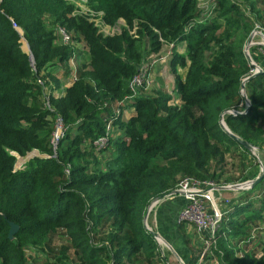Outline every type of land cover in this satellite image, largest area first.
Wrapping results in <instances>:
<instances>
[{
	"label": "trees",
	"instance_id": "16d2710c",
	"mask_svg": "<svg viewBox=\"0 0 264 264\" xmlns=\"http://www.w3.org/2000/svg\"><path fill=\"white\" fill-rule=\"evenodd\" d=\"M215 2L207 17L199 0H88L107 25L124 20L119 32L105 34L72 0H0V264H30L28 249L47 254L46 264H161L158 240L144 225L152 198L174 191L184 176L218 184L257 176L260 166L247 163L252 149L225 131L220 118L224 113L233 133L264 149V66L246 83L248 109L241 93L254 68L244 48L261 12L258 0ZM57 24L86 46L79 56L88 59L77 58V79L60 97L51 95L50 110L38 78L58 84L51 68L69 75L78 51L56 42ZM171 43L179 102L159 91L117 106L131 95L129 82L142 62ZM127 109L133 114L125 119ZM57 114L67 131L55 154ZM110 119L115 130L102 161L92 142L105 134ZM33 150L46 156L15 170L13 152L26 156ZM228 158H238L232 168L239 176L226 177ZM244 191L219 228L223 236L213 252L220 264H264L251 246L264 222V177ZM10 222L18 225L13 238ZM184 224L178 226L185 236ZM59 235L70 246L54 249ZM185 239L193 254L186 263L197 264L201 252Z\"/></svg>",
	"mask_w": 264,
	"mask_h": 264
},
{
	"label": "built area",
	"instance_id": "2783aa9c",
	"mask_svg": "<svg viewBox=\"0 0 264 264\" xmlns=\"http://www.w3.org/2000/svg\"><path fill=\"white\" fill-rule=\"evenodd\" d=\"M72 1H74L78 7L77 12L80 14L88 15L90 17V20L94 22L96 26H98L101 32H104L105 34L116 33L105 32L103 30V28H112L113 26L107 25L104 22V20L102 19V13H96L88 6V0ZM215 3V0H199L198 6L201 10H203V15L208 17L209 15H211L213 8L215 7ZM211 4H213V6H211ZM12 23L13 26L17 30H19L22 38H24L23 30L21 29V27L14 20H12ZM254 34H260L264 38V26L256 24ZM55 35L57 37L56 42L58 44L71 45L77 50H79L80 48L82 50H86V46L83 43L76 42L73 39L72 33L63 25L57 24L55 26ZM256 44L257 43L253 42L252 46ZM173 51L174 44L171 43L167 45L162 52L142 62L139 72L129 82V88L132 91L131 95L126 97L123 101L119 102L117 106L120 104H125L126 101H132L141 94H146V90H148L152 85V80L150 77L151 68L159 62H166L167 60H170ZM27 52L30 53L29 49ZM78 57L79 52L75 51L69 62L70 68L72 70L73 82L77 79ZM256 71L257 69L254 67L252 69V73ZM38 83L41 84L44 89L43 101L45 103V106L50 110H54L50 101L51 95L55 96V91L52 92L54 86L51 79L38 78ZM115 112L116 114H120L118 108L115 109ZM114 130L115 127L113 124V120L110 119L107 121L105 134L101 135L92 142V145L97 152H106L105 150L109 147L110 139L114 134ZM66 131L67 126L63 117L60 114H57L54 118L53 132L51 136V144L53 146L55 154L60 141L65 137ZM13 154L16 156L15 170L24 169L27 162L35 156H46L38 150H33L26 156H21L15 152H13ZM263 168L264 165H261L260 170ZM66 172H70L69 168L66 169ZM227 185L231 184H218L208 179L203 180L193 176H184L179 181L176 189L174 190V193L170 196L174 197V195H180L186 198V203L181 209L178 219L179 223L190 224L193 226L195 238L197 239L199 245L203 247L201 260L204 255L211 254L213 252V249H215V247L217 246L219 238L218 232L221 222L224 215L232 206V200L225 199L222 195V192L225 189H228L225 187ZM253 237H255V234L253 235Z\"/></svg>",
	"mask_w": 264,
	"mask_h": 264
},
{
	"label": "rangeland",
	"instance_id": "374dc122",
	"mask_svg": "<svg viewBox=\"0 0 264 264\" xmlns=\"http://www.w3.org/2000/svg\"><path fill=\"white\" fill-rule=\"evenodd\" d=\"M256 8L259 12H261V17L264 18V0H258ZM124 24L125 23L122 20L119 22L118 25L113 26L112 28L106 27V28H103V30L105 32H118L121 29L122 25H124ZM257 24L260 26H264V19L262 21L260 20V22H258ZM254 29H255V27H254ZM254 29H253V31H254ZM253 31H252L250 36L252 37L253 42L257 43V44L254 45L255 47L251 46V47H253V48H250L251 55H252L253 50H257V47H260V48L263 47V48H261V50H264V38L260 34H256V35L254 34L253 35ZM22 48L24 51H28V44H27V41L25 40V38H22ZM185 49H186L185 43L179 44L178 50L180 52L183 53L185 51ZM244 50H245V48H244ZM80 59L82 60V56H80ZM164 66L165 65L158 63L151 68L150 77L152 80V85L148 90H146V95H156L159 91L167 92L170 94L172 93L174 98H175V102H179L178 96L173 93L174 92V77H175V75L169 66H167V68ZM251 66L254 67L252 64H251ZM51 70L54 73L55 68H51ZM154 70H156V71L154 72ZM181 72H183V74H184L185 70H182ZM220 123H222V116L220 118ZM100 153H102V155H101L102 161L106 160V158L108 156V152H106V154L104 152H100ZM227 161H228V167H227L228 173H227L226 177H228V176H234V177L239 176L238 167H236L235 169L232 168L233 163H236V164L238 163V158H237V160H233L231 158H228ZM247 163L249 165H252V166L254 165L253 167H255L256 165H259L260 167H259L258 174H257V175H259L261 165H264V149L261 150L257 147H252V157L248 159ZM251 179H254V178H250V179H246L244 181L242 180V181H238V182H234V183L239 184V183L251 180ZM244 190H247V189H243V190L242 189H235V188L225 189L222 192V195L224 196L225 199L232 200L233 197H235L236 195H238L240 192H242ZM259 191H261V189H259ZM158 196H155L154 198H152L151 202L149 203V205L146 208L145 215L148 213L147 224H148L149 228H151L154 231H157L167 242L166 243L163 238H162L163 240L160 238H159V240L157 239L158 244H159V248L161 251V255H162L161 257L163 259V262L161 264H187L190 262V260L193 257V254L190 253L191 250H189L190 249L189 244L186 243L185 236L187 239L189 238L188 240H190L191 249L197 250L198 252H201V256H202L203 247H201L199 245L197 239L195 238V232L193 230L192 225L184 224V229L186 230L185 236L181 232V230L179 229L177 222L176 223L174 222L175 226L172 228L170 218L168 220H166L167 221L166 225L163 226L162 217H164V216L162 214V210H160V218L158 219V217H157V223H156L155 217L157 216V211L159 210L160 204H162L163 202H166L167 200H170V198H180V195H174V197H168L167 199L162 200L161 203H159V205L156 204L155 206L151 207L154 199H156ZM171 218L174 219L175 217H171ZM178 223H179V219H178ZM258 227H260V228H257V230L255 231L254 241L251 242V246L254 248V250H257V252H258L256 258L262 259L264 256L263 251H261V247L264 245V222ZM176 233H178V234H176ZM179 233H181L182 236ZM60 235L55 237V239L51 245L54 249H55V247H60V246L65 245V244L70 246V243L67 242V240H66L67 238H64ZM222 236L223 235L220 234L219 238ZM219 238H218V242H219ZM234 243L235 242H233L232 244H234ZM48 252H49V256L53 257L54 253L50 252V249ZM73 252H74V250L71 249L70 250L71 256H74ZM27 255L29 257V263L30 264H46V262L48 260L47 254H45L41 251H38L36 249H28ZM197 264H220V263H219L217 257L214 255V252H212L211 254L204 255L202 260L200 257Z\"/></svg>",
	"mask_w": 264,
	"mask_h": 264
},
{
	"label": "crops",
	"instance_id": "0c3cea01",
	"mask_svg": "<svg viewBox=\"0 0 264 264\" xmlns=\"http://www.w3.org/2000/svg\"><path fill=\"white\" fill-rule=\"evenodd\" d=\"M260 15H261V13H260ZM263 19L264 18H261L260 20L262 21ZM260 20L258 22H260ZM261 48L258 47L257 50H254L253 54H254V57H255V59H254L255 62L262 67V66H264V51L261 50ZM85 51L86 50L83 51L80 48L78 50L79 55L81 54L80 52L86 53ZM82 59H83L82 61L85 62L88 59L87 54H85V56ZM80 60L81 59H80V56H79V61ZM159 63L165 65L164 67H166V68H167V66H169V60H167L166 62H159ZM54 68H55L54 74H55L56 79L59 81V83L57 84L56 82L52 81V84H53L54 89H55V90L53 89L52 92L55 91V96H61V95L64 94L66 87H68L73 82L72 72H70L69 75L65 76L64 75V71H63V69L60 66H56ZM155 71L156 70H154V72ZM132 114H133V109H127L125 111V113H124V116H125L124 118L128 119V118H130V116ZM104 153L106 154V152H104ZM109 155H110V153L108 152V156ZM244 192L245 191H242L238 195L233 197L232 198V204L235 201H237L239 198H242L245 195ZM185 203H186V198H184L183 196H180V198H170V200H167L166 202H163L162 204H160L159 210L157 211V216L155 217L156 223H157V217H158V219L160 218V210H162V214L164 216V217H162L163 226L166 225V222H167L166 220H168L169 218H170V222H171L172 228L175 226L176 222H177V225H178L179 213H180L181 209L184 207ZM171 217H175V218L173 219Z\"/></svg>",
	"mask_w": 264,
	"mask_h": 264
},
{
	"label": "water",
	"instance_id": "95a60500",
	"mask_svg": "<svg viewBox=\"0 0 264 264\" xmlns=\"http://www.w3.org/2000/svg\"><path fill=\"white\" fill-rule=\"evenodd\" d=\"M253 35H254V31H253ZM252 43H253V40H252V37L250 36L247 44L245 45V50H244V53L247 57V59L250 61V63L257 69L256 72L252 73L251 75H249L248 77L244 78L243 81H242V85H241V93L242 95L244 96L245 98V101L247 103V109L250 107L251 105V102H250V99L248 98V95H247V89H246V83L251 80L253 77L257 76L259 73H261L263 71V68L258 65L253 56L251 55V52H250V48L252 46ZM28 44V49L30 51V46H29V43L27 42ZM27 52V51H26ZM31 58L33 60V56L31 55ZM239 111H229V113H238ZM222 127L225 129V131H227L231 136H233L234 138H236L238 141L246 144L247 146H249L251 149L252 145H249L248 143H246L243 139H241L238 135H236L235 133H233L229 127L227 126L226 122H225V119H224V113L222 114V123H221ZM264 177V168L260 170V173L259 175L256 176V178L254 179H251V180H248V181H245V182H242V183H239V184H231V185H227L225 186L226 188L228 189H251L253 187H255ZM243 185L242 187L240 185ZM174 193V191H171V192H167L165 194H162L160 196H158L156 199H154L153 203H152V206H155L157 203H160L162 200H165L167 199L168 197H170L172 194ZM147 220H148V213L144 216V225L145 227L147 228V230L149 232H151L155 237L156 239L159 240V237L160 238H163L157 231H154L152 230L151 228H149L148 224H147ZM11 224V228H10V232H9V237L10 238H13L14 234L16 233V231L18 230V225L15 224L14 222H10ZM164 239V238H163ZM165 240V239H164ZM166 242V240H165ZM167 243V242H166Z\"/></svg>",
	"mask_w": 264,
	"mask_h": 264
},
{
	"label": "bare ground",
	"instance_id": "6f19581e",
	"mask_svg": "<svg viewBox=\"0 0 264 264\" xmlns=\"http://www.w3.org/2000/svg\"><path fill=\"white\" fill-rule=\"evenodd\" d=\"M241 187H242V185H240ZM160 238V237H159ZM160 239H162V238H160ZM163 240V239H162Z\"/></svg>",
	"mask_w": 264,
	"mask_h": 264
}]
</instances>
